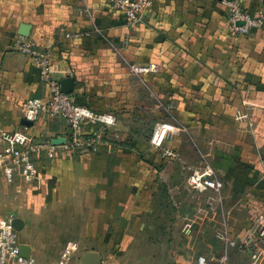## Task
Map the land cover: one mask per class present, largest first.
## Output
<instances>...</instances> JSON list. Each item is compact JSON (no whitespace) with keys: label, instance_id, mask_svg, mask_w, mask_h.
Returning a JSON list of instances; mask_svg holds the SVG:
<instances>
[{"label":"crops","instance_id":"1","mask_svg":"<svg viewBox=\"0 0 264 264\" xmlns=\"http://www.w3.org/2000/svg\"><path fill=\"white\" fill-rule=\"evenodd\" d=\"M263 2L244 0L252 11ZM22 25L30 27L39 48L52 47L56 75L73 79L74 99L114 113L118 123L102 149L44 157L39 181L7 183L0 174V215L27 211L17 200L35 210L72 192L83 197L85 206L99 208V214L136 221L133 227L148 237L147 229L162 220L175 230L183 225L181 217L199 218L190 214L197 210L188 176L211 169L226 185L223 210L228 213L215 226H229L242 245L230 247L231 261L248 264L257 219L264 214V30L236 33L221 0H153L136 24H129L110 0H0V134L20 129L23 103L49 92L40 68L13 49ZM150 64L157 71L132 70ZM162 121L179 130L164 148H156L145 133ZM70 128L63 118L49 115L28 126L38 137L64 141ZM160 181L169 187L159 189ZM167 197L169 205L163 204ZM230 212L245 215L233 218ZM201 218L207 225V217ZM158 234L154 231V241L161 244ZM19 236L37 264H49L27 231ZM169 238L172 242L171 231ZM161 258L158 252L144 259ZM164 259L163 264H194L178 253Z\"/></svg>","mask_w":264,"mask_h":264},{"label":"built area","instance_id":"2","mask_svg":"<svg viewBox=\"0 0 264 264\" xmlns=\"http://www.w3.org/2000/svg\"><path fill=\"white\" fill-rule=\"evenodd\" d=\"M221 3L236 33L251 34L258 29H264V2L255 11L249 9L244 0H221ZM110 4L114 9L124 12L129 24H136L143 21L153 5V0H110ZM12 46L31 58L32 63L40 68L41 79L49 87L45 98L32 97L23 103L22 118L36 123L45 115L61 117L73 129L67 140L60 144L54 143L51 138L36 136L28 130L27 125L0 134V174L7 183L20 179L26 184H32L41 177V160L44 157L56 159L63 153L76 154L106 147L109 141L107 133L117 125L118 118L114 113L96 111L90 106L80 104L70 93L62 91L61 79L56 75L57 71L52 64V47L41 49L34 38L24 35H19ZM157 69L156 64L132 68L136 74L151 73ZM178 130L175 123L159 122L153 131L151 144L156 148H164L167 138ZM164 153L174 155L169 149H165ZM201 170L192 172L191 184L196 188L219 190L220 185L213 171ZM14 218L12 214L0 215V264H37L34 256L22 254L20 232L13 226ZM257 223L258 237L251 248L248 264H264V214L257 219ZM220 238L225 248L216 261L211 262L201 257L196 264H234L229 249L241 248L242 245L228 232L222 233ZM78 249L77 242L66 243L58 264H74Z\"/></svg>","mask_w":264,"mask_h":264},{"label":"rangeland","instance_id":"3","mask_svg":"<svg viewBox=\"0 0 264 264\" xmlns=\"http://www.w3.org/2000/svg\"><path fill=\"white\" fill-rule=\"evenodd\" d=\"M151 132V131H150ZM145 134H153V131ZM188 176V185L193 190V201L195 212L199 217L196 221L181 217L182 227L173 229L167 227L169 221L160 222L159 227L149 228L151 235L140 236L139 228L135 226L136 221H125L114 219L113 212L107 214H99V208L85 206L83 197L72 194H65L61 201L53 204H38L35 210L27 206L26 201L17 200L16 203L21 204L20 207H26L28 210L9 211V214L15 217H22L26 220L25 230L21 233L29 234L30 240L37 246L41 256H44V262L49 264H58L64 246L69 241L78 243L79 249L75 254L74 260L78 263L80 255L88 250H98L102 252L106 258L104 264H163L164 259L168 254L191 260V263L196 264L201 257L207 258L214 262L219 255L224 251L225 244L220 238L222 233L233 231L229 226H215L216 220L228 217V213L223 210L224 207V187L225 184H220V189L212 188H196L190 182ZM166 182L160 181L158 188H168ZM233 188V187H231ZM209 189L208 191H202ZM235 189V188H234ZM236 191V190H233ZM168 200V201H167ZM163 204L169 205V197ZM229 201H233L229 198ZM25 204V206H24ZM163 205V209H168ZM112 206V205H110ZM216 207V208H215ZM214 208V210H212ZM199 210V211H198ZM207 210V215L205 214ZM233 218L243 217L244 212L231 213ZM169 213H165L168 217ZM206 216L209 221L207 225L202 226V218ZM195 218V217H194ZM190 220V221H189ZM173 224L174 221H171ZM191 223L189 226L188 224ZM215 223V224H214ZM223 225V224H222ZM173 226V225H172ZM158 231V236L161 237L163 243L159 244L154 241L153 233ZM170 231L173 235L172 242ZM140 232H143L140 230ZM21 237V236H20ZM156 242V245L155 243ZM186 252V250H189ZM161 253V260H147L145 255L153 253ZM214 255V258L211 256ZM108 259L110 262H108ZM118 262V263H117ZM160 262V263H158Z\"/></svg>","mask_w":264,"mask_h":264},{"label":"water","instance_id":"4","mask_svg":"<svg viewBox=\"0 0 264 264\" xmlns=\"http://www.w3.org/2000/svg\"><path fill=\"white\" fill-rule=\"evenodd\" d=\"M239 24H243L242 22H239ZM29 29L30 27L28 25H22L21 29H20V34L24 35V36H29ZM74 81L72 78L67 77L61 80V88L62 91L66 92V93H71L74 89ZM22 123L24 125H32L33 122L28 121L26 119L22 120ZM73 132L72 127L69 129V133L71 134ZM54 143L60 144V143H64V140H53ZM13 226L15 227V229L17 231H22L24 226H25V222L23 221L22 218L20 217H15L13 220ZM21 252L23 255L25 256H30L31 255V247L26 244V243H21ZM77 264H102V256L101 253L96 251V250H88L83 252L78 260Z\"/></svg>","mask_w":264,"mask_h":264},{"label":"trees","instance_id":"5","mask_svg":"<svg viewBox=\"0 0 264 264\" xmlns=\"http://www.w3.org/2000/svg\"><path fill=\"white\" fill-rule=\"evenodd\" d=\"M258 30H264V29H258ZM258 30H256V31H258ZM254 33V32H253ZM253 33H251V34H253ZM251 34H243V35H251ZM78 103H80V102H78ZM81 104V103H80Z\"/></svg>","mask_w":264,"mask_h":264},{"label":"bare ground","instance_id":"6","mask_svg":"<svg viewBox=\"0 0 264 264\" xmlns=\"http://www.w3.org/2000/svg\"><path fill=\"white\" fill-rule=\"evenodd\" d=\"M204 172V171H203Z\"/></svg>","mask_w":264,"mask_h":264}]
</instances>
